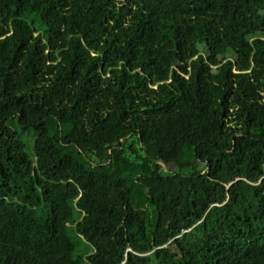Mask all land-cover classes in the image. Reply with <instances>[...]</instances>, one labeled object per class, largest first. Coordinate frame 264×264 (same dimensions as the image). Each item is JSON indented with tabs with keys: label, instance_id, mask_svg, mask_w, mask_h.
Listing matches in <instances>:
<instances>
[{
	"label": "trees",
	"instance_id": "1",
	"mask_svg": "<svg viewBox=\"0 0 264 264\" xmlns=\"http://www.w3.org/2000/svg\"><path fill=\"white\" fill-rule=\"evenodd\" d=\"M0 264H264V0H0Z\"/></svg>",
	"mask_w": 264,
	"mask_h": 264
},
{
	"label": "rangeland",
	"instance_id": "2",
	"mask_svg": "<svg viewBox=\"0 0 264 264\" xmlns=\"http://www.w3.org/2000/svg\"><path fill=\"white\" fill-rule=\"evenodd\" d=\"M32 146H33V144H32V143H29V147L31 148ZM246 176H248V177H250V178L252 177L250 174H247V173H246ZM145 208H146V206H142L139 210H136V209L130 208V210H131V217L137 218V217L142 216V214H143L144 211H145ZM131 225H132V222H128V223L125 225L124 229L120 232L119 240L122 239V236H123L124 234H126L127 230L131 227Z\"/></svg>",
	"mask_w": 264,
	"mask_h": 264
}]
</instances>
